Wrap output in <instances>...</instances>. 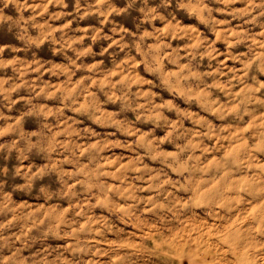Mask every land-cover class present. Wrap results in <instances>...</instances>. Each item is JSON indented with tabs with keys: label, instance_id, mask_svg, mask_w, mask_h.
<instances>
[{
	"label": "clouds",
	"instance_id": "clouds-1",
	"mask_svg": "<svg viewBox=\"0 0 264 264\" xmlns=\"http://www.w3.org/2000/svg\"><path fill=\"white\" fill-rule=\"evenodd\" d=\"M0 264H264V0H0Z\"/></svg>",
	"mask_w": 264,
	"mask_h": 264
}]
</instances>
